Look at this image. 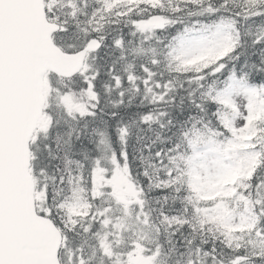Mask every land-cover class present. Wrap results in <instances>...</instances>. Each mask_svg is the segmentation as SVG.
I'll return each instance as SVG.
<instances>
[{
	"label": "snow or ice",
	"instance_id": "obj_1",
	"mask_svg": "<svg viewBox=\"0 0 264 264\" xmlns=\"http://www.w3.org/2000/svg\"><path fill=\"white\" fill-rule=\"evenodd\" d=\"M0 264H264V0H0Z\"/></svg>",
	"mask_w": 264,
	"mask_h": 264
}]
</instances>
